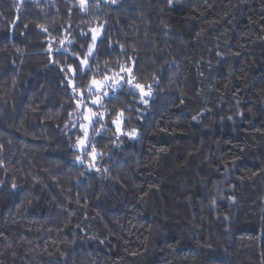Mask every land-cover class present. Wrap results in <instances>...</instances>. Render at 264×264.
I'll return each instance as SVG.
<instances>
[{"label":"trees","instance_id":"16d2710c","mask_svg":"<svg viewBox=\"0 0 264 264\" xmlns=\"http://www.w3.org/2000/svg\"><path fill=\"white\" fill-rule=\"evenodd\" d=\"M0 264H264V0H0Z\"/></svg>","mask_w":264,"mask_h":264},{"label":"snow or ice","instance_id":"6c2138e0","mask_svg":"<svg viewBox=\"0 0 264 264\" xmlns=\"http://www.w3.org/2000/svg\"><path fill=\"white\" fill-rule=\"evenodd\" d=\"M93 41L96 40V35H93L92 37ZM89 55H91V50L89 51ZM88 61L87 58H85L84 60L81 61V64L83 65H87ZM123 72L128 73V79H125L124 76H119V74H116V76H119V79H117L115 76L113 77H108L105 76L104 81H97L95 79H93L92 81V85L95 86L96 89H103L105 86L111 87L112 88V94L114 95L116 91H118L119 89H121L123 87V85L125 83H127L130 86V90H134V89H139L141 93H143V86L139 85V84H134L133 80L131 78V69L130 68H122ZM111 81V84H109L108 82ZM91 88L89 89V91L91 92ZM104 96L109 95L107 92L103 93ZM101 97H97V99L93 100L92 103L94 105H99L101 103ZM89 112L92 114V116H96V113L92 112L91 109H89ZM98 122V121H96ZM81 145H84V141L81 140L79 142ZM79 159V157L77 158Z\"/></svg>","mask_w":264,"mask_h":264},{"label":"rangeland","instance_id":"374dc122","mask_svg":"<svg viewBox=\"0 0 264 264\" xmlns=\"http://www.w3.org/2000/svg\"><path fill=\"white\" fill-rule=\"evenodd\" d=\"M116 78H117V77H116ZM94 88H95V87H94ZM86 113H88V112H86ZM89 114H90V113H89ZM89 114H86V115H85V119H86L87 123L85 124L84 130H85L86 133L88 132V128H89V125H90V123H91V119H89Z\"/></svg>","mask_w":264,"mask_h":264}]
</instances>
